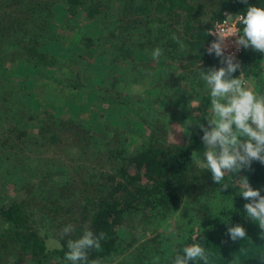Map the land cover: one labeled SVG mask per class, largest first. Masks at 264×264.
Instances as JSON below:
<instances>
[{"label": "rangeland", "instance_id": "rangeland-1", "mask_svg": "<svg viewBox=\"0 0 264 264\" xmlns=\"http://www.w3.org/2000/svg\"><path fill=\"white\" fill-rule=\"evenodd\" d=\"M79 1L83 6L69 0H0V208L22 203L26 225L49 249L44 262L31 260L0 216V264H67L52 251L61 240L78 239L101 203L123 205L128 191L139 192L138 187L145 196L136 193L135 207L115 222L109 249L98 256L102 264H153L156 256L165 264L234 193L220 191L210 170H198L192 160L193 152L203 158L206 150L199 124L207 126L211 107L204 114L208 92L200 66L219 67L183 35V27L166 21L159 0L142 15L134 10L145 0H104L103 13L96 15L86 8L92 0ZM221 5L222 0H205L201 26L211 24ZM168 24L180 34L183 50L170 41L177 33L169 40L159 33ZM158 47L162 55L153 60ZM245 79L264 94V76ZM149 148L163 151L167 189L180 191L176 203L146 207L144 198L158 193L154 183L126 177L135 173V155ZM257 189L264 195V181ZM244 215L259 228L245 209ZM67 225L74 230L62 236Z\"/></svg>", "mask_w": 264, "mask_h": 264}, {"label": "trees", "instance_id": "trees-1", "mask_svg": "<svg viewBox=\"0 0 264 264\" xmlns=\"http://www.w3.org/2000/svg\"><path fill=\"white\" fill-rule=\"evenodd\" d=\"M64 1L66 2V0ZM69 1L72 6L76 7L83 6L85 3L79 0ZM154 1L155 0H145L137 5L134 11L139 10L141 15L143 13L149 14L152 10ZM197 1L199 3L198 5H194L195 0H159L156 6L158 11L167 19V22L170 20L183 27V35L189 36L194 44L196 43L197 46L205 52V44L210 40L208 32L211 24L201 26L199 15L202 14L201 9L205 6V0ZM253 5L264 7V0H247V3H243L242 0H222L220 12L214 19L221 16L223 10L246 15V9ZM86 8L89 9L91 15L102 14L105 9L104 0H92ZM146 22L149 24L152 20L147 19ZM160 22L165 23L163 19H161ZM240 26L242 29V24H240ZM169 28L170 26L168 24L162 31H159V33L167 37L168 40L169 36L177 33L173 30H169ZM174 36L177 39L181 38L178 33ZM172 40H174L173 37H171L170 41L172 42ZM174 41L177 42V40ZM112 52H114V50H112ZM209 62H215L218 67L224 66L221 64L220 58L216 56H210ZM239 63L241 65V70L244 71L245 77L264 76V54L258 53L252 49L243 48V52L239 57ZM240 74L241 71L238 70L234 73V76L238 77ZM209 104L210 97L207 95L203 103L204 114L207 113ZM198 138V134L192 138L191 144L185 151L187 157L190 156ZM161 152L163 151H155L149 148L137 153L131 161L135 166V173L126 176L131 183H154V189L158 190L157 195L154 198H144L145 205L149 208L173 204L181 198L180 191L173 192L167 189L168 184L164 179L167 175V165L160 157ZM243 170L245 172L244 177H247L254 189H257L260 183L264 181V164L254 161L251 169ZM228 188L232 189L235 193L230 195L232 199L227 201L224 206L214 213L210 224L200 231L194 239L189 238L183 241L172 254L171 258L186 245L200 244L206 250L214 253L211 264H231L235 256L239 257L238 264H262L260 258L256 256L264 253V239L260 237L261 230L255 225L248 223L245 218L244 204L247 201L239 195V191L233 186L230 185ZM136 189L139 192L128 191V201H125L123 205H119L114 201L109 202L105 200V202L99 205V210L91 217L87 225L90 226L95 234H99L100 232L106 233V238L101 241V248L99 250L93 249L89 251L87 264H92V261H96L97 264H102V258L98 255L101 254L102 250L109 249L107 243L109 239L114 237L115 222L119 221L128 211L135 207L134 199L137 198L136 193L139 194L140 197L145 196L143 188L138 187ZM0 216L5 230L14 232L19 246L24 253H26V256L33 261L44 262L49 249L45 239L40 236L37 230L26 225L29 220V215L23 204L17 200L6 203L0 208ZM237 224L242 225L246 229L247 238L245 240L232 241L230 239L227 230L229 227ZM61 241L62 246L52 251L59 254L60 257L65 258V253L68 251V241L66 239H62ZM241 248L246 250V254L239 252ZM171 258L166 261L165 264H172ZM67 264H70V262H67ZM79 264H84V262H79ZM189 264H196V262L190 261ZM199 264H202V262H199Z\"/></svg>", "mask_w": 264, "mask_h": 264}, {"label": "clouds", "instance_id": "clouds-1", "mask_svg": "<svg viewBox=\"0 0 264 264\" xmlns=\"http://www.w3.org/2000/svg\"><path fill=\"white\" fill-rule=\"evenodd\" d=\"M247 3V0H242ZM222 28L217 25L215 31L209 30V36H215L207 49L208 54L219 57L221 64L219 68L204 70L200 66L199 79L204 82L210 97V109L207 118V126L199 124L203 135L201 140L205 146L203 158L197 152H193L192 160L198 170H210L214 182L221 185V190L234 186L239 188V195L244 198V209L247 217L259 226L260 237L264 239V195L259 189H254L247 177H240L243 169H251L254 161L264 164V94H259L248 86L244 71L233 54L226 55L228 47L226 41L229 37H235L238 48L252 49L264 54V7L249 6L246 15L235 16L236 22L242 24V29L236 26V22L229 25L233 15L226 13ZM174 40L180 44L181 50L184 44L175 36ZM153 60H158L162 55L159 47L151 53ZM238 70L241 74L236 77L234 73ZM192 108H198V104L192 100ZM194 112L193 116H199ZM189 120L188 125L192 124ZM235 177V179H233ZM227 178V179H226ZM72 225L63 228L61 235H70L73 231ZM228 235L232 241L245 240L247 231L242 225L228 228ZM106 238V233L95 234L90 226L85 225L83 233L78 239H69L68 251L65 260L70 264H87L90 250H99L101 241ZM240 253L246 250L241 248ZM214 253L206 250L200 244H191L183 247L171 258L172 264H211ZM264 264V253L256 255ZM159 256L154 258L153 264H158ZM239 257L235 256L231 264H238ZM92 264H97L92 261Z\"/></svg>", "mask_w": 264, "mask_h": 264}, {"label": "built area", "instance_id": "built-area-1", "mask_svg": "<svg viewBox=\"0 0 264 264\" xmlns=\"http://www.w3.org/2000/svg\"><path fill=\"white\" fill-rule=\"evenodd\" d=\"M226 13H230L234 17L232 21H229V25H231L232 23L236 22L235 16L242 15V14L237 13V12L224 11L221 16H219V17H217L216 19L213 20L209 30L215 31L216 28H217V25L221 26L222 28H226L227 25H224V19L227 18L226 15H225ZM236 26L238 28H241V26H240V24L238 22H236ZM214 39H216L215 36H210V40L205 44V51H206L207 54H208L207 49H208V47L210 46V44L212 43V41ZM226 43H227L228 47L226 49L225 54L226 55L233 54L235 56L236 60L239 62V57H240V55L243 52V48L242 47L241 48L237 47V45L235 44V37L227 38ZM208 55H210V54H208ZM211 56H215V54H211Z\"/></svg>", "mask_w": 264, "mask_h": 264}]
</instances>
